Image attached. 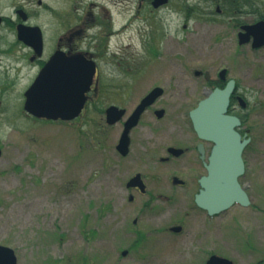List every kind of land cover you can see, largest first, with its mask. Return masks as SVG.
<instances>
[{
	"label": "rangeland",
	"instance_id": "374dc122",
	"mask_svg": "<svg viewBox=\"0 0 264 264\" xmlns=\"http://www.w3.org/2000/svg\"><path fill=\"white\" fill-rule=\"evenodd\" d=\"M19 1L0 0V16L13 17ZM182 1L187 0H171L168 8L150 12L147 0H34L32 23L43 30L49 51L56 32L54 10L69 11L78 47L98 57L100 77L108 72L132 79L123 72L138 71L143 84L150 71L190 81L189 91L205 84L194 69H211L214 76L216 68H227L248 105L241 111L253 141L241 182L251 205H234L210 217L192 200L156 198L139 212L151 196L127 200L124 187L134 165L119 161L115 134L106 136L100 84L82 120L28 118L23 97L35 67L25 65L15 78L11 58L0 53V244L15 250L18 264H205L210 252L234 264H264V48L239 51L234 24L218 16L212 22L191 20L185 29L174 8ZM252 5L247 21L264 14V0ZM16 40L7 26L0 28V51ZM103 48L117 53L118 66L103 62ZM191 57L198 61L188 63ZM182 63L193 70L182 72ZM200 93L185 105H193ZM162 186L157 193L167 195L166 183ZM135 217L149 238L122 258L133 239ZM177 224L183 226L179 236L167 230Z\"/></svg>",
	"mask_w": 264,
	"mask_h": 264
},
{
	"label": "flooded vegetation",
	"instance_id": "af4514ba",
	"mask_svg": "<svg viewBox=\"0 0 264 264\" xmlns=\"http://www.w3.org/2000/svg\"><path fill=\"white\" fill-rule=\"evenodd\" d=\"M147 1L152 7L150 12L164 10L168 8L169 3L171 2V0H168L167 4L156 8L152 4L153 0ZM195 1L196 3L191 4L189 3V0L182 1V3L179 2V4L174 6L177 14H179L185 21L183 25L185 29L188 27V23L191 20L212 22L216 20L217 16L222 17L227 22L234 24L236 30L235 39L239 51L242 52L244 48L259 50L253 49L252 40L246 43L240 42V34L244 32V26L254 24L264 19V14H260L255 21H247V18L251 17L253 14L252 0ZM33 2L34 0L19 1V3L14 6V16H3L2 22L0 23V28L2 26H7L10 31L16 34L17 40L4 50L0 51L2 55L4 54L11 58L12 63L10 65L13 66L12 70L15 72L14 77L20 78L21 69L22 67H25V65L35 67V76L24 92L22 109L25 112V116L42 122L51 121L36 118L25 110V93L33 84L46 63L56 52H63L66 57L82 54L85 58L93 60L96 63L97 73L91 90L86 94V103L81 114L74 120L67 122L74 123L77 119L82 120L88 110L89 103L93 98L92 95L94 91L96 93L97 84H100V97L101 102L103 103V108L100 113L104 116L105 125L103 126L106 136L110 139L112 138V135L115 134L116 139L114 141V150L119 161L128 162L134 165V169L129 173L124 187L127 200L130 203H133L138 200L140 195H150L151 197L149 198V201L145 202L139 212L152 207L154 201L157 200L156 198L174 200L176 197L181 200H192L194 207L200 209L196 205L195 197L201 190L200 179L207 174L205 163L208 161L213 144L199 138L193 127L190 118V111L206 96L207 90L220 87L221 84H224V86L226 85L227 81L230 79L228 77V69L222 66L218 67L216 68L214 76L211 74V69H194V75L199 78L203 77L205 84L201 85L200 88L199 86H195L192 88L193 91L191 89L189 91L187 90L190 81H172L171 79H167L165 75L161 73H151L150 71L148 73L150 79L146 80L143 84H140L141 81L139 80L138 71L134 73L123 72L131 76L132 79H125L124 76L119 78L117 75H112L111 77L108 72H104L100 77L101 70L98 57L90 54L87 50L78 47L80 46V38L78 40L76 37V25L74 24V27H72L74 16L71 15L69 11L64 12L60 8H55L56 32L53 46L49 51L46 50L44 32L42 30L44 47L41 56L36 54L32 47L19 40L18 28L21 24L25 26H38L32 23V19L37 13V11L32 9L34 6ZM38 3L41 4V1ZM180 3L182 4V7H179ZM81 20L83 21V18ZM82 27L84 30L86 23L83 24ZM20 48H22V50H20ZM157 54L159 55V51ZM110 55L112 56V60H108ZM99 56L102 57L105 64H109L111 61L113 65L118 66L119 61L116 52L111 53L107 51V48H103ZM66 57L62 56L59 59V64H61ZM197 61L198 59L195 57L188 58V63H194ZM180 67L184 73L193 70L191 64L186 65L182 63ZM223 69L227 70L226 80L220 78V72ZM236 85L237 90L231 97L229 114L238 116L236 113L242 112L239 99L240 97L244 99L246 98L238 91L237 81ZM141 86L145 88L143 92L140 91ZM157 89L161 90L160 94L156 96L150 105L144 108L138 124L128 131L127 146L119 148L118 146L121 145V141H126L125 132L128 120L144 98ZM199 89H201V93L199 97L193 101V105H185L192 96L194 97L198 94ZM2 106L3 101L0 99V109ZM112 106L123 111L121 117L114 123L108 122L107 114L108 109ZM247 132L249 136V129H246L245 133ZM251 139L253 140L252 137ZM201 145L203 146L204 152L200 150ZM250 145L251 143L249 146ZM245 153L246 150L244 151V158ZM136 182L137 184H133ZM164 183H166V189L169 190L167 195H164L162 192L157 193L156 191V188H162ZM142 186L144 188L143 190ZM163 188L165 189V187ZM140 221V217H135L132 221V227L134 229H132L133 231L131 234L133 239L129 248L121 251L120 255L122 258L127 257L132 249H138L148 241L147 239L149 238V235L138 229ZM174 227H180L181 230L176 232L173 230ZM167 230L172 234L179 236L181 235L183 226L177 224L169 227ZM124 252L127 253L124 255ZM214 254L218 255L210 252L208 256L210 257Z\"/></svg>",
	"mask_w": 264,
	"mask_h": 264
},
{
	"label": "water",
	"instance_id": "95a60500",
	"mask_svg": "<svg viewBox=\"0 0 264 264\" xmlns=\"http://www.w3.org/2000/svg\"><path fill=\"white\" fill-rule=\"evenodd\" d=\"M168 0H153L152 4L158 8L167 4ZM2 16H0V23ZM240 42L252 40L253 49L264 47V19L243 27ZM18 38L32 47L36 54L43 53V32L38 26L18 28ZM63 52H56L41 70L33 84L26 91L25 110L36 118L52 121H71L77 118L86 103V94L91 90L97 68L93 60L82 54L66 57L59 64ZM227 70L220 72V78L226 80ZM236 80L229 79L225 87H216L206 91V96L190 111L193 127L201 140L213 144L208 161L205 163L207 174L200 179L201 190L195 197L196 205L204 210L208 216H215L227 211L234 205L249 207L250 196L240 179L246 172L243 153L251 143L248 132L244 136L239 132L241 119L228 113L230 98L236 91ZM160 89L152 91L141 102L130 117L126 125V141H121L119 148L127 146L128 131L139 122L144 108L150 105ZM242 108L247 107L244 98L239 99ZM117 107L108 109V122H116L122 115ZM123 143V144H122ZM200 150L204 152L203 146ZM2 149L0 148V158ZM134 182V181H133ZM133 184H137L133 183ZM142 186V190H143ZM174 231L181 230L174 227ZM127 252H124V255ZM0 264H18L15 250L0 244ZM206 264H234L226 257L212 255Z\"/></svg>",
	"mask_w": 264,
	"mask_h": 264
},
{
	"label": "trees",
	"instance_id": "16d2710c",
	"mask_svg": "<svg viewBox=\"0 0 264 264\" xmlns=\"http://www.w3.org/2000/svg\"><path fill=\"white\" fill-rule=\"evenodd\" d=\"M220 87H224V84H221V86ZM231 107H232V105H231ZM231 110V109H230ZM240 118H241V120H242V128L239 130L242 134H244L245 132H246V129L244 128L245 127V124H246V115L244 114V113H242V112H237L236 113ZM47 122V121H46ZM251 147V145L250 146H248V148L246 149V152L248 151V149Z\"/></svg>",
	"mask_w": 264,
	"mask_h": 264
}]
</instances>
